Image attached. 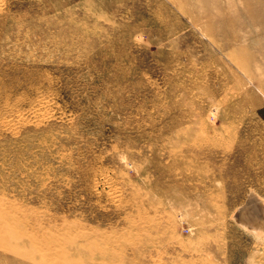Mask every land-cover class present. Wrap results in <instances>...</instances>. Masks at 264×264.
<instances>
[{
	"label": "rangeland",
	"instance_id": "rangeland-1",
	"mask_svg": "<svg viewBox=\"0 0 264 264\" xmlns=\"http://www.w3.org/2000/svg\"><path fill=\"white\" fill-rule=\"evenodd\" d=\"M0 264H264V0H0Z\"/></svg>",
	"mask_w": 264,
	"mask_h": 264
}]
</instances>
